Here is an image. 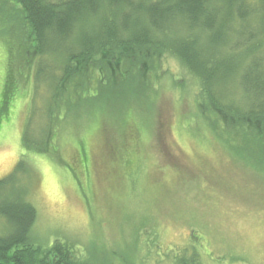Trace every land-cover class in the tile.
Wrapping results in <instances>:
<instances>
[{
    "label": "rangeland",
    "instance_id": "1",
    "mask_svg": "<svg viewBox=\"0 0 264 264\" xmlns=\"http://www.w3.org/2000/svg\"><path fill=\"white\" fill-rule=\"evenodd\" d=\"M2 29L0 94L10 77L12 103L0 117V179L18 171L13 186L29 177L34 245L72 244L76 258L93 264H264V168L248 144L238 140L237 157L187 125L197 85L180 65L163 59L158 92L144 99L123 91L108 102L106 92L72 111L60 104L48 146L34 151L23 134L42 139L54 109L49 83L31 87L32 46ZM10 231L0 216V236Z\"/></svg>",
    "mask_w": 264,
    "mask_h": 264
},
{
    "label": "trees",
    "instance_id": "2",
    "mask_svg": "<svg viewBox=\"0 0 264 264\" xmlns=\"http://www.w3.org/2000/svg\"><path fill=\"white\" fill-rule=\"evenodd\" d=\"M0 23L32 46L31 87L49 83L54 109L44 117L43 140L23 134L34 151L48 146L62 120L56 116L60 104L72 111L106 92L108 102L111 92L144 99L158 92L167 72L162 60L172 59L197 85L196 111L187 125L221 140L237 157L238 140L248 144L249 154L258 155L252 157L257 168H264V0H0ZM70 81L81 89L76 92ZM9 82L5 76L0 117L11 107ZM81 143L89 149L84 138ZM22 165L26 171L23 161L16 166ZM13 175L0 179V193L16 195L0 197V216L11 226L0 236V264H93L76 258L72 244L42 248L31 242V182L24 174L23 185L11 186Z\"/></svg>",
    "mask_w": 264,
    "mask_h": 264
}]
</instances>
